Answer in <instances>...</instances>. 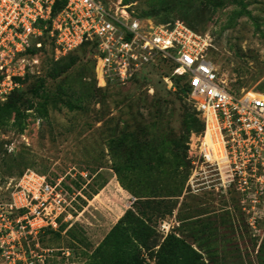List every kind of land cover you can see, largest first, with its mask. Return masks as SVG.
Instances as JSON below:
<instances>
[{"label":"rangeland","instance_id":"1","mask_svg":"<svg viewBox=\"0 0 264 264\" xmlns=\"http://www.w3.org/2000/svg\"><path fill=\"white\" fill-rule=\"evenodd\" d=\"M123 1L147 19L185 22L209 39L234 91L264 92V0ZM96 54L85 46L53 62L47 87L33 81L14 96L13 117L0 119L8 139L0 143V199L30 171L60 180L71 203L67 231L44 237L47 264H87L131 210L155 231L154 247L143 251L147 264L171 263L172 237L197 252L196 264H264V215L241 213L237 199L187 190L200 122L190 98L168 90L159 71L130 86L100 87ZM50 60L43 58L41 77Z\"/></svg>","mask_w":264,"mask_h":264},{"label":"built area","instance_id":"2","mask_svg":"<svg viewBox=\"0 0 264 264\" xmlns=\"http://www.w3.org/2000/svg\"><path fill=\"white\" fill-rule=\"evenodd\" d=\"M84 45L97 51L100 87L130 86L152 71L168 90L177 91V80L187 85L205 126L195 136L187 190L237 199L241 213L264 215V92L234 91L209 39L183 21L141 18L123 0H0V103L28 75L41 77L46 55L58 62ZM7 141L0 130V143ZM70 210L60 180L29 171L12 181L0 199V264H47L44 237L70 227Z\"/></svg>","mask_w":264,"mask_h":264},{"label":"trees","instance_id":"3","mask_svg":"<svg viewBox=\"0 0 264 264\" xmlns=\"http://www.w3.org/2000/svg\"><path fill=\"white\" fill-rule=\"evenodd\" d=\"M137 15L141 18H146L140 16L139 14ZM156 21L168 22V20ZM85 46L89 45H84L83 47ZM53 62L54 61L51 60L49 63V67L46 71V77L37 78L28 75L26 80L23 82L24 88L15 92L7 102L0 103V119L2 121H9L13 117L16 110V106H13L14 96L20 92H23L25 87H29L30 84L35 80L40 82L41 86L47 87V82L49 81L48 74L51 71V65H53ZM138 82L140 81H137L136 83ZM176 86L177 91H180L181 93H184L188 96L187 85H182L181 80H177ZM32 97L34 98L32 99ZM37 98H39V92L33 91L31 99L34 101ZM204 129V123L200 120L199 129L196 131V133L201 134ZM67 229L68 225H62L59 232L62 231L65 233V230L67 231ZM59 232L48 233V235H56ZM154 234L155 231L150 226L148 221H146L140 214L134 212L133 210L128 211L118 222L115 228L109 233L104 242L93 253L87 264H147L143 256V251L150 250L152 247H154ZM169 251L171 259V263L169 264H196L197 262V252L182 239H176L172 237V239H170Z\"/></svg>","mask_w":264,"mask_h":264},{"label":"bare ground","instance_id":"4","mask_svg":"<svg viewBox=\"0 0 264 264\" xmlns=\"http://www.w3.org/2000/svg\"><path fill=\"white\" fill-rule=\"evenodd\" d=\"M102 76L100 75L99 76V81H100V85H103V81H102V78H101Z\"/></svg>","mask_w":264,"mask_h":264},{"label":"crops","instance_id":"5","mask_svg":"<svg viewBox=\"0 0 264 264\" xmlns=\"http://www.w3.org/2000/svg\"><path fill=\"white\" fill-rule=\"evenodd\" d=\"M106 191V190H105Z\"/></svg>","mask_w":264,"mask_h":264}]
</instances>
